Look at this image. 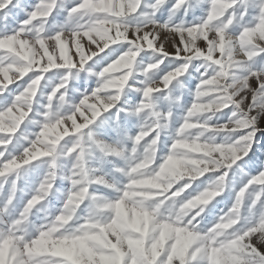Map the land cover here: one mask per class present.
Returning a JSON list of instances; mask_svg holds the SVG:
<instances>
[{
	"label": "snow or ice",
	"instance_id": "obj_1",
	"mask_svg": "<svg viewBox=\"0 0 264 264\" xmlns=\"http://www.w3.org/2000/svg\"><path fill=\"white\" fill-rule=\"evenodd\" d=\"M229 3L232 4L230 8L218 12L215 0H202L201 5L191 11L189 0H123V5L121 0H0V37L18 36L28 49V55L18 59L16 72H8V65L4 61L8 52L0 51V73H3L0 74V104L4 105L3 110H0V182L11 185L8 195L0 203V209L6 213L0 219V247H8L11 264H25V258L29 255L25 249L30 248L38 237L55 231L57 218L62 219L64 205L73 192L69 177H62L70 182L66 193L61 192V186L54 181L46 198L54 204L61 200L63 203L54 209L46 224L36 227L33 221L39 218L41 204L34 205L33 200L45 196L43 186L50 174L47 173L39 181L33 194L27 195L28 189L17 184L18 173L32 161L50 157L55 162L57 147L64 150L71 141V146L66 147L65 153L78 158L83 170L84 166L80 162L83 160L85 147L82 141L87 137L88 141L96 143L103 157H108L102 162L111 165L109 173L122 177L123 180V183L115 186L100 180L88 183V194L92 200L103 201L109 222L114 218L111 209L132 190L131 185L136 179V165L128 167L121 164L123 153L119 149L124 144L131 145L138 140L140 144H144L145 141L140 140L141 128L136 120L124 115L119 104L105 113L100 103L101 69H107L118 58L132 54L144 62L146 69L151 66L150 57L154 56L156 61H162V77L183 65H189L191 71L193 65L201 64L203 70L195 74L194 78L186 79L192 90L184 98L188 107L197 102L201 82L214 75L224 78V93L228 92L234 77L233 86H236V82L241 83L238 91L225 101L227 106L222 110L220 121L227 124L231 117L240 118L237 121L239 129L232 133L231 148L239 154L235 157L236 163L228 161L219 171L206 172L197 180L185 179L174 184L161 185L148 178L155 184V188L145 189L153 195L142 202V209L150 217L158 216L164 214L166 205L173 200L188 201L193 197L207 196L211 202L201 216L192 221V225L196 227H187L194 235L183 264H213L210 249L206 250L200 245L202 239L212 240L210 248L224 250L232 249L235 241L240 240L242 243L234 251L239 264H264V183L257 182L258 178L264 177V45H260V54L252 57L247 67L241 68L244 69L243 72L233 75L232 70L225 71L220 52L215 57L208 55L210 45L216 44L210 37L199 40L202 54L189 62L185 57V35L180 31L181 28L190 31L197 26L207 27L213 23H223L230 31V24L235 19L237 10L241 26L236 30V35L264 19V5L256 0L254 4L247 3L246 0H229ZM217 15L219 20L210 23L211 18ZM177 20H182L183 23L178 24ZM45 24L49 25L51 31H45ZM34 25L39 27L33 40L29 41L24 37ZM214 34H219L220 37L224 35L221 29ZM98 36L101 38L98 39ZM49 41L54 42V47L49 46ZM62 47L67 51L70 62L61 57ZM191 47L195 48V43ZM53 57L54 63L51 60ZM207 64H213L215 72L207 70ZM57 77L59 79L56 80L55 87L47 94L48 111L43 113L44 121L40 124L39 131L19 155H12L16 148L13 137L21 124L30 119L34 103L41 104L39 93L42 82L46 86L50 78L53 80ZM77 80L79 83L75 82ZM171 87L144 89L140 94L132 95L131 100L140 109H154L161 101L170 100L168 93ZM56 101L59 102V107L53 112ZM65 104H69L67 112L61 114L59 108H63ZM113 116L119 121L116 125L112 124ZM186 116L185 113L184 116L173 118L169 113L172 132L168 139L159 137L155 131L147 137V140L156 138L157 147L151 165L153 170L160 171L162 166L166 169L168 165L165 161H172L178 151L173 147L174 143L186 134V129L182 127ZM56 127L60 128L63 135L56 142L49 143V133ZM94 128L102 132L104 140L96 138L92 132ZM9 145H12V149ZM35 168H39V165ZM13 173H17V178L9 182L7 177ZM252 173H256L255 178H252ZM125 177L132 178V182ZM185 185H188L186 189ZM181 189L184 190L181 192ZM18 192L24 195V199L21 201L22 207L17 211L15 201ZM105 192L108 195H104ZM217 192L219 195H216ZM252 192L255 195L249 201L248 195ZM174 193L178 195L174 196ZM257 207L260 209L259 216L254 218L253 210ZM88 208V200L84 199L71 221V224L78 227L70 230L69 225H64L57 235L74 238L85 233L86 225L91 221L90 214H84ZM190 219L191 216H188L179 226L184 227ZM25 223L35 231L28 234L22 245H18L13 229ZM226 224L229 225L227 231L222 233L221 226ZM217 236H220L219 240L216 239ZM170 251L171 245L159 255L155 264H168ZM123 259L124 264H134V261L135 264H149L150 261V258L145 260L127 249ZM32 264L47 262L33 257ZM52 264L68 262L57 258ZM173 264L181 262L174 260Z\"/></svg>",
	"mask_w": 264,
	"mask_h": 264
},
{
	"label": "rangeland",
	"instance_id": "obj_2",
	"mask_svg": "<svg viewBox=\"0 0 264 264\" xmlns=\"http://www.w3.org/2000/svg\"><path fill=\"white\" fill-rule=\"evenodd\" d=\"M246 2L254 4L255 0H246ZM189 3L191 5L189 11H191L192 8L199 7L202 0H189ZM215 3L217 5L218 12L226 11L232 6V4L229 3V0H215ZM121 4L123 5V0H121ZM218 20V15L213 16L210 23ZM238 20L239 16L236 15L235 19L231 22L230 27H232V24ZM176 23L182 24L183 21L177 20ZM38 27L39 25H34L32 29H29L28 34L24 38L32 41ZM44 27L46 32L51 31L49 25L45 24ZM195 29V32H191L185 28L180 29L181 33L187 35L188 37L185 39V52H189L190 49L188 40L195 43L200 39H207V27L197 26ZM216 33H218V29L216 30ZM257 36H259L261 40H264V19L256 22L254 27L245 29L235 37V40L238 46L242 45L243 47L249 49V51L253 53L252 57H255L262 51L260 45L256 43ZM99 38L101 37L98 36V39ZM224 48L225 41L222 36L219 44L210 45L209 51L212 53V56L215 57L218 52L222 53ZM5 50L8 52V55L4 57V61L8 65V72H16L18 70V59L28 55V49L25 46L24 41L18 38V36H9L7 38L0 37V51ZM60 55L66 62H70L69 55L63 47L61 48ZM221 59L224 62L226 72L232 70L233 75H238L240 72L244 71V69H241L244 68V66L240 65L239 59L231 58L225 54L221 55ZM51 60L53 63L55 62L54 57L51 58ZM124 67L125 65L121 64L117 66L114 71H119ZM202 70L203 69L201 68L200 71ZM58 79L59 77L53 79L46 86H43L42 82V87L39 93L41 104L38 105L34 103L30 119H26L21 124L19 130L13 137V144L16 145V148L12 151V155H19L23 150V147L27 146L29 141L34 137V134L39 131L40 124L44 121L43 113L48 111L46 99L47 94L51 88L55 87L56 80ZM223 85L224 78H217L215 82L207 86H202V90L208 95L216 96L219 102L225 103L228 96L232 94V89H228V92L224 93ZM240 87L241 83L236 82V88L239 89ZM163 102L171 103L172 97H170V100ZM58 107L59 102L56 101L52 111H56ZM68 107L69 104H65L63 108H59L61 114H65ZM3 108L4 105L0 104V110H3ZM146 111L152 112L153 109H146ZM153 114L155 113L153 112ZM179 116L180 115L178 113L177 118H179ZM31 121H37L38 123H32ZM190 123L196 124L198 127H202L205 132L214 131V129L209 125L198 123L195 119L190 120ZM62 135L63 133H61L60 128L56 127L49 133L48 142L54 143L57 138ZM63 143L64 142H62V144ZM82 144L85 147V152L83 160L80 163L84 166L83 172L81 173L84 177V182L89 183L95 180H100L98 176H93V173H98L100 171V165L97 161H102L103 156L94 141H88L87 137H85ZM68 146H71V141H69L66 147ZM66 147L63 152L66 151ZM9 148L12 149V145H9ZM177 149L180 152L191 153L193 159L209 154L207 149L198 146V144H192L191 142L184 145H178ZM119 150L121 151V148ZM215 150L219 151L221 157L225 160L229 158L235 159L238 154L235 150L226 149V147L222 146ZM226 150L227 156L225 155ZM97 154H99V157ZM120 159L124 164L127 163V157L122 156ZM183 159L184 158L173 159L169 163L167 167L169 175L182 170L181 161ZM37 165H39V168H35ZM68 167V158L62 153L61 147L58 146L55 162L51 161L50 157L38 158L37 160L32 161L30 165L24 166L19 170V179L17 180V184L21 188L28 189L27 195H31L35 191V188L39 186V181L43 179L48 171H57L58 177L56 182L61 186V192L66 193L70 187V182L62 177L66 176ZM110 167L111 165H106V169H109ZM251 176L252 178H255L256 173H252ZM16 178L17 173H13L7 177V180L10 182ZM118 178L122 179V177L119 176L105 175L102 182L115 186L119 183ZM257 182L264 183V177L258 178ZM10 187V183L0 182V203H2L4 197L8 195ZM153 188H155V184L150 182V180L146 177L141 178L138 181H134L131 185L132 190L111 209L114 214V218L111 222H109V217L106 215L107 209H104L103 201L100 200L99 202L101 203L96 205L97 218L95 220H91L86 225L87 231L85 233L74 238H63L57 235V233H59L65 225L64 221H58L54 226L55 231L51 232L49 235H42L38 237L30 248L25 249V251L29 253V255L25 258V264H32L33 257H39L43 261H46L47 264H52V261L57 258L67 261L68 264H124L123 258L126 254V249L134 252L136 255L145 260H149L150 258L149 264H155V260L166 248H168L169 245H171V251L168 264H173L174 260L180 261L181 264H183V259L187 256L188 250L192 246L194 234L188 231L187 228L180 227L179 225H169L162 227L158 238H152L151 217L142 209V202L153 195L152 192L144 191V189ZM104 195H108V193L105 192ZM254 195V192L249 193V201L254 198ZM23 199L24 195L18 192L17 200L15 201L17 204V211L22 207L21 201H23ZM49 201V210H42V212L39 213V218L33 221L36 224V227L46 224L48 222V218H50L53 214L54 209L60 207L63 203L62 200L55 204L51 200ZM226 210L227 208L225 207L224 211ZM259 211V207L253 210L255 213L254 218L259 216ZM5 215L6 213L4 210L0 209V219H2ZM13 215H16V213H13ZM228 226L229 225L227 224L221 226V232H226ZM74 227H78V225H74ZM34 231V228L27 223L16 226L13 229V232L15 234L17 244L22 245L28 234ZM216 239L219 240L220 236H217ZM241 243L242 241L237 240L235 241L232 249L224 250L210 248L212 245V240L210 239H202L200 241L201 247L206 250L210 249L209 255L213 264H239L238 258L234 255V251ZM0 264H11L8 257L7 246L0 247Z\"/></svg>",
	"mask_w": 264,
	"mask_h": 264
},
{
	"label": "clouds",
	"instance_id": "obj_3",
	"mask_svg": "<svg viewBox=\"0 0 264 264\" xmlns=\"http://www.w3.org/2000/svg\"><path fill=\"white\" fill-rule=\"evenodd\" d=\"M256 2L264 5V0H256ZM237 15L239 16L238 10ZM240 26V19L232 24V29L230 31L227 30V26L223 23L211 24L207 26V37H210L211 40L216 42V44H219L221 37L219 34L214 33H216L217 29H221L224 33L223 40L225 41V48L221 55L226 54L231 58H237L239 59L240 65L247 67L253 53L242 45L238 46L235 40V37L237 36L236 30L240 28ZM190 31L195 32L196 29L193 28ZM187 38V35H185V39ZM48 43L50 47H54L53 41H49ZM188 43L190 49L189 52H185V57L191 62L194 57H198L202 53L199 50V41L195 42V48L191 47L194 43L193 41L188 40ZM256 43L258 45H264V40H261L260 37L257 36ZM208 55L211 56L212 53L209 51ZM149 60L151 66L146 69L144 62L139 61L135 54L122 56L114 61L113 64L109 65L107 69H101L102 76L100 77L102 91L100 103L104 108L105 113L119 104L124 115L128 119L136 120L141 128L140 140L145 141L144 144H140V141L138 140L131 145L124 144L121 146L123 156L127 157L126 165L128 167H132L134 164L136 165L135 181L146 177L154 179L156 183L161 185L169 183L174 184L185 179L197 180L206 172L219 171L220 167L225 166L228 161H230L231 164H235L236 159L229 158L225 160L221 157L219 151L214 150L220 148L222 145H228L226 149H232V133L240 127L239 123H237L240 119L238 116L231 117L227 124L220 123L222 120V110L227 105L223 102H219L216 96L208 95L202 90V86H207L215 82L217 77L214 75L208 80H203L201 82L197 93V102L193 103L191 107H188L184 103V98L189 95L192 90L186 83V79L194 78L195 74L200 73L202 65L195 64L191 67V71H189V65L186 64L169 71L162 77L160 67L162 61H156L154 56L150 57ZM121 64H124L125 67L119 71H114V69ZM207 70L215 72L214 65L207 64ZM50 81H52L51 78ZM75 82L79 83V81ZM234 83L235 77L233 78V82L229 84V89H232V93L238 91V88L233 86ZM170 85L172 87L168 95L172 97V102L165 103L161 101L158 107L153 109L152 112L138 108L137 103L131 100L132 95H138L144 89H158L161 87H169ZM240 111H242V109ZM153 112L155 114H153ZM169 113L172 114L173 118L177 117L178 113L180 116H184L185 113L187 114L182 125V127L186 129V134L181 140L176 141L173 147L177 148L178 145H184L191 142L192 144H198V146L204 147L209 153L208 155L199 156L193 159L191 153L177 151L172 160L184 158L181 161L182 170L172 175H169L167 168L165 169L163 166L160 171L152 169V160L157 147L155 142L156 138L147 140V137L151 136L153 131L157 132V135L163 139L169 138L170 133L172 132V122L169 119ZM192 119H195L198 123L209 125L214 131L205 132L202 127L190 123V120ZM117 123H119V121L113 116L112 124L116 125ZM92 132L97 139H105L100 130L94 128L92 129ZM133 149H135V151ZM62 153L68 158L69 167L66 176L72 180L73 192L68 202L64 205V210L61 213L62 219L58 217L57 220L64 221L65 225H69L70 230H73L76 227H74L75 224H71L72 217L83 200H88L89 208L86 209L84 214L86 216L90 214L91 220L97 218L96 205L101 202L92 200L88 194V183L84 182V177L81 175L83 170L79 166L78 158L67 155L63 150ZM225 155L227 156V150ZM97 156L99 157V154H97ZM107 159L108 157H103V160ZM137 161H139L138 164ZM97 162L100 165V171L98 173H93V176H98L101 181H103L105 175L113 176L109 173L108 169H106L107 164L102 161ZM121 162L124 164L122 160ZM169 163L168 160L165 161V164L169 165ZM154 172L155 174L153 175ZM48 173L50 174L49 180L46 181L43 186L45 196L34 198L33 200L34 205L41 204L39 213L44 209L47 211L49 210L50 201L46 198L47 192L53 188V182L56 181L58 177L57 171H48ZM125 179L130 183L132 182V178L125 177ZM118 180V184L123 183V180L119 178ZM187 187L188 185L184 186L185 189ZM183 190L184 189H181L180 191L182 192ZM173 195L177 196L178 193H174ZM216 195H219V193L217 192ZM210 202V199L203 195L193 197L188 201H181L179 199L171 201L166 205L164 214L151 217L152 238L156 239L159 237L160 230L164 225H179L183 223L184 219L188 216H191V219L187 221V224L184 225V227L187 228L189 225H192V221L201 216ZM193 213H195V215H192ZM106 215L108 216V213ZM192 227L195 228L196 225H192Z\"/></svg>",
	"mask_w": 264,
	"mask_h": 264
}]
</instances>
